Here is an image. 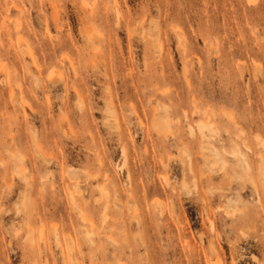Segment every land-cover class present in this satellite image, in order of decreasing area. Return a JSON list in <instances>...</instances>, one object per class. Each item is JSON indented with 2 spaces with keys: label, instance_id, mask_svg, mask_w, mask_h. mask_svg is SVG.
Segmentation results:
<instances>
[{
  "label": "rangeland",
  "instance_id": "obj_1",
  "mask_svg": "<svg viewBox=\"0 0 264 264\" xmlns=\"http://www.w3.org/2000/svg\"><path fill=\"white\" fill-rule=\"evenodd\" d=\"M0 66V264H264V0H0Z\"/></svg>",
  "mask_w": 264,
  "mask_h": 264
},
{
  "label": "bare ground",
  "instance_id": "obj_2",
  "mask_svg": "<svg viewBox=\"0 0 264 264\" xmlns=\"http://www.w3.org/2000/svg\"><path fill=\"white\" fill-rule=\"evenodd\" d=\"M34 61H35V59H34ZM3 66V65H2ZM1 67V66H0ZM2 69H3V67H2ZM55 73V72H54ZM58 73V72H57ZM53 76H54V74H53ZM51 78H53V77H51ZM49 79H50V77H49Z\"/></svg>",
  "mask_w": 264,
  "mask_h": 264
}]
</instances>
